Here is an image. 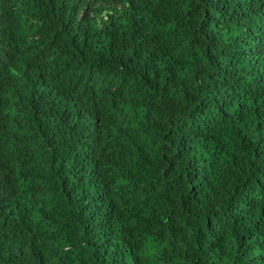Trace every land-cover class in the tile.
Segmentation results:
<instances>
[{"label": "trees", "instance_id": "trees-1", "mask_svg": "<svg viewBox=\"0 0 264 264\" xmlns=\"http://www.w3.org/2000/svg\"><path fill=\"white\" fill-rule=\"evenodd\" d=\"M0 264H264V0H0Z\"/></svg>", "mask_w": 264, "mask_h": 264}]
</instances>
